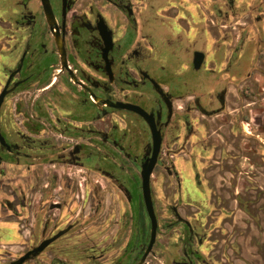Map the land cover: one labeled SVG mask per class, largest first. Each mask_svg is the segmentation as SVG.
I'll return each instance as SVG.
<instances>
[{"label": "flooded vegetation", "instance_id": "1", "mask_svg": "<svg viewBox=\"0 0 264 264\" xmlns=\"http://www.w3.org/2000/svg\"><path fill=\"white\" fill-rule=\"evenodd\" d=\"M44 1L0 0V264H18L57 234L20 264L47 252L52 264H73L55 255L72 238L83 248L81 264H236L237 224L221 254L212 246L221 234L216 212L229 218L236 209L261 227L255 264H264V182L239 170L247 140L259 160L251 165L264 166V0ZM119 103L142 108L160 131L149 176L156 234L147 254L141 175L151 128ZM179 157L197 170L190 186ZM70 167L81 170L83 184ZM156 171L168 201L162 224ZM76 185L90 211L66 221ZM20 244L27 248L6 260L7 248Z\"/></svg>", "mask_w": 264, "mask_h": 264}, {"label": "rangeland", "instance_id": "2", "mask_svg": "<svg viewBox=\"0 0 264 264\" xmlns=\"http://www.w3.org/2000/svg\"><path fill=\"white\" fill-rule=\"evenodd\" d=\"M252 90L254 91V89H252ZM25 95H26L25 99H28L29 97L32 98L34 95V92L30 91V93H25ZM249 95H250L251 99H254V97H253L254 94H249ZM14 100H15V97L12 98V100H10L8 106L11 107V104L13 103ZM252 107H254V105H250V106L246 107L247 110H249L251 108V110L248 111L249 114H252L254 111V109ZM17 122L18 121L16 120V123ZM250 143H251V141L247 140V142H246V145H247L246 151L247 152L246 153L248 156H246L245 159L242 158V162L244 163V165L239 170H241L244 173L245 172L252 173V174L256 173L258 177H261L262 182H264V166L255 168V167H253V165H251L252 162H255L258 164L259 160L255 161L253 156L251 155L254 152L250 149ZM232 153H233V151H231V155H232ZM176 166L178 167L179 173L181 174V177L184 180V186L186 183L189 184V181L194 183V179H195L194 176L196 175L197 170L195 169V167L193 166V164L191 162H188L187 160L179 157L176 160ZM69 170H70L69 174H70V177L72 179L77 178L78 180H81L82 184L85 182L78 175V174H81V170L79 168L70 167ZM232 172H234L233 169H232ZM158 174H159V172L156 171V173L154 174V177H153L154 196H155L156 208H157V213L159 216L160 224H162V222L166 220V218L164 217L165 214L163 213V209L166 207V204L168 201L165 199V196L162 192L161 186L157 184L158 183L157 182ZM229 176H230V174H229ZM95 177H96V175H93V178H95ZM195 184L199 188V184L197 183L196 180H195ZM189 186H190V184H189ZM262 187H263L262 192L264 193V183H262ZM76 188L78 189L77 196H75L77 193ZM76 188H75L74 194H72V196H70V199L68 201V205H67L68 209L66 210V214H63L61 211L63 216H65L66 221H70L71 218L73 217V215H75L77 213V211L80 213L79 217H80V215H86L88 213V211H90V208H89L90 200L87 199V195H86L87 193L84 194L83 190L82 189L80 190L81 187L79 185H76ZM189 190L191 191V187L189 188ZM84 195H85V197L83 198ZM80 196H81V198H80ZM190 198L194 199L192 196H190ZM263 200H264V196H263ZM84 201H85V203H84ZM169 202H171V201H169ZM108 206H109V203H108ZM118 206L121 210L122 204L120 201H118ZM58 212H59L58 210H54V213H58ZM115 229H116V226H114V228L112 230H110V232H109L110 236L111 235L114 236ZM74 237H76V236H74ZM164 238L167 239L166 241L171 240V238L169 239L167 237L160 236L161 240H164ZM74 239H76V238H72L71 240L73 241ZM29 242L30 241H27L26 244H29ZM71 242L66 247L63 248L62 253H57L55 255L60 257L62 260L67 261V263L72 262L73 264H81L82 262L81 261L79 262V256L81 255L83 248L80 247L78 243H75V242L71 243ZM26 244L25 245H23V244L13 245L12 247L7 248V254L5 256V259L6 260H12L14 254H18L27 248ZM114 249L115 248H113L112 250H108L107 255H105V256H108L106 258L107 260L110 259L111 257H113ZM63 252H65V253H63ZM66 252H68V253H66ZM52 254L53 253H51V252H49V253L47 252L46 255L43 254L40 258L36 259L35 261L29 262V264H52V262L50 260L51 257L53 256ZM56 264H61V263H56Z\"/></svg>", "mask_w": 264, "mask_h": 264}, {"label": "crops", "instance_id": "3", "mask_svg": "<svg viewBox=\"0 0 264 264\" xmlns=\"http://www.w3.org/2000/svg\"><path fill=\"white\" fill-rule=\"evenodd\" d=\"M216 213L217 214L213 218V223H215L214 229L221 230V234L215 233L214 235V240L216 241V243L215 246L214 244L212 246L215 249V252L221 254L224 249V237H227L229 231H231V228H233L234 225L237 224V233L233 235V242L238 243L242 251L240 254L241 259L237 260L235 263L255 264L257 262L258 257H260L259 249L262 244L261 227L255 221L245 220L244 218H246L247 214L241 209H236L235 211H233L230 214L229 218L223 217L225 214H223L221 211H217ZM218 222L222 224L223 230L221 227L218 226ZM228 242H232V240H229ZM205 251L206 253H209V251H207L206 249ZM219 258L223 259L221 258V256H219ZM213 259L215 261L217 260L215 256Z\"/></svg>", "mask_w": 264, "mask_h": 264}, {"label": "water", "instance_id": "4", "mask_svg": "<svg viewBox=\"0 0 264 264\" xmlns=\"http://www.w3.org/2000/svg\"><path fill=\"white\" fill-rule=\"evenodd\" d=\"M44 1V0H43ZM43 7L44 10L46 12V14L51 17V9L48 5V3L46 1L43 2ZM202 59V53L200 52H195L194 53V65L197 68L201 62ZM5 92H2L0 95V103L2 101L3 95ZM118 106L121 107H126L128 109L134 110L136 112H138L141 116H143L145 118V120L148 122L150 128H151V135H152V154L151 157L149 158L148 161H145L144 164L142 165V175H141V179H142V194H143V200H144V204L146 207V211L148 213V216L150 218L151 221V231H150V240L147 246V249L145 251V254H147L151 247L152 244L154 243L155 240V234H156V217L154 214V210H153V205H152V200H151V194H150V187H149V176L150 173L153 169L154 163H155V159L158 153V149L160 146V131H158L155 128V125L153 123V119L151 117L150 114H147L142 108H139L137 106L134 105H130V104H118ZM59 234H57L55 237H57ZM55 237L47 239L45 241H43L37 248L29 251L28 253H26L23 257H21L19 259L18 264L22 263L27 257L28 255L32 252H38L40 250H42L48 243H50Z\"/></svg>", "mask_w": 264, "mask_h": 264}]
</instances>
